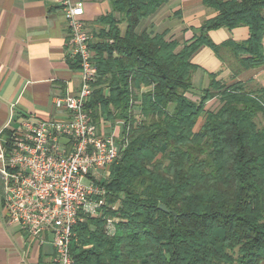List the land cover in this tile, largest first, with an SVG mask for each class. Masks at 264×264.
<instances>
[{
	"label": "trees",
	"instance_id": "1",
	"mask_svg": "<svg viewBox=\"0 0 264 264\" xmlns=\"http://www.w3.org/2000/svg\"><path fill=\"white\" fill-rule=\"evenodd\" d=\"M109 1L90 42L99 78L87 110L99 127L123 122L128 139L105 181L104 213L119 221L113 236L101 217L79 222L74 264H264V89L212 81L188 95L193 55L219 49L212 30L247 26L249 39L222 47L264 65V0H203L218 14L183 42L139 30L171 0Z\"/></svg>",
	"mask_w": 264,
	"mask_h": 264
},
{
	"label": "crops",
	"instance_id": "2",
	"mask_svg": "<svg viewBox=\"0 0 264 264\" xmlns=\"http://www.w3.org/2000/svg\"><path fill=\"white\" fill-rule=\"evenodd\" d=\"M83 1L84 19L93 35L103 27L98 18L112 13L111 3L109 0ZM217 14L203 0H171L154 16L142 21L139 30L151 34L167 31V40L183 42L192 39L196 29ZM121 28L125 32L126 24ZM209 36L219 49L203 46L193 55L192 63L198 69L188 94L192 99L198 100L212 81L264 89V65L246 68L241 62L243 56L222 47L229 40L249 39L247 26L212 30ZM69 41L62 0H0V146L9 129L18 126L23 117L32 115L48 120L64 115L56 108L54 99L68 92L76 93L82 83L79 65L68 56ZM141 89L151 88L142 86ZM218 106L219 101L214 98L206 109ZM121 128L122 125L120 132ZM3 185L0 173V264H54L52 232L44 235L43 242H35L20 226L8 223Z\"/></svg>",
	"mask_w": 264,
	"mask_h": 264
},
{
	"label": "built area",
	"instance_id": "3",
	"mask_svg": "<svg viewBox=\"0 0 264 264\" xmlns=\"http://www.w3.org/2000/svg\"><path fill=\"white\" fill-rule=\"evenodd\" d=\"M62 8L70 31L68 56L79 65L81 86L54 99L62 118L31 115L9 129L1 140L0 173L8 223L20 226L35 242L52 232L54 264H74L71 245L79 222L101 217L107 234L116 233L118 218L104 213L105 181L128 139L119 129L123 122H103L99 128L88 112L99 78L90 46L93 35L83 0H62Z\"/></svg>",
	"mask_w": 264,
	"mask_h": 264
},
{
	"label": "water",
	"instance_id": "4",
	"mask_svg": "<svg viewBox=\"0 0 264 264\" xmlns=\"http://www.w3.org/2000/svg\"><path fill=\"white\" fill-rule=\"evenodd\" d=\"M160 208H161L163 211H165V212H167V213H169V214H174V215H175V217H177V214H176V212H174V211H172V210H168L166 206H164V205H161V207H160Z\"/></svg>",
	"mask_w": 264,
	"mask_h": 264
},
{
	"label": "rangeland",
	"instance_id": "5",
	"mask_svg": "<svg viewBox=\"0 0 264 264\" xmlns=\"http://www.w3.org/2000/svg\"><path fill=\"white\" fill-rule=\"evenodd\" d=\"M208 109H211V108H208ZM95 122H96V125L99 127L98 121H95ZM99 128H101V127H99Z\"/></svg>",
	"mask_w": 264,
	"mask_h": 264
}]
</instances>
